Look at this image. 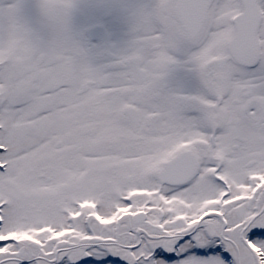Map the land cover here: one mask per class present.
Wrapping results in <instances>:
<instances>
[{"label":"snow or ice","instance_id":"1","mask_svg":"<svg viewBox=\"0 0 264 264\" xmlns=\"http://www.w3.org/2000/svg\"><path fill=\"white\" fill-rule=\"evenodd\" d=\"M0 264H264V0H0Z\"/></svg>","mask_w":264,"mask_h":264}]
</instances>
